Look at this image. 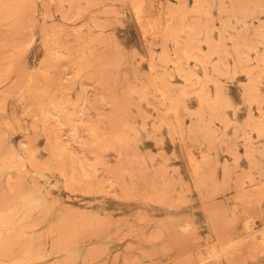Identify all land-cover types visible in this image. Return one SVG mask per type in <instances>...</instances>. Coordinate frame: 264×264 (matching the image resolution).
Masks as SVG:
<instances>
[{
    "label": "rangeland",
    "instance_id": "374dc122",
    "mask_svg": "<svg viewBox=\"0 0 264 264\" xmlns=\"http://www.w3.org/2000/svg\"><path fill=\"white\" fill-rule=\"evenodd\" d=\"M0 264H264V0H0Z\"/></svg>",
    "mask_w": 264,
    "mask_h": 264
},
{
    "label": "bare ground",
    "instance_id": "6f19581e",
    "mask_svg": "<svg viewBox=\"0 0 264 264\" xmlns=\"http://www.w3.org/2000/svg\"><path fill=\"white\" fill-rule=\"evenodd\" d=\"M132 2V1H131ZM135 3H136V1H135ZM140 7V6H139ZM136 11V10H135ZM147 13V12H146ZM154 20V19H153ZM142 23V22H141ZM155 27V26H154ZM193 168V167H192ZM45 178V177H44ZM228 247V246H227Z\"/></svg>",
    "mask_w": 264,
    "mask_h": 264
}]
</instances>
